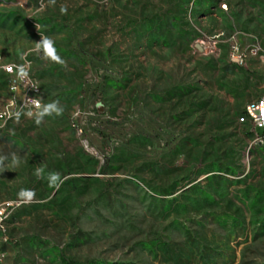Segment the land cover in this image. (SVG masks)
Listing matches in <instances>:
<instances>
[{"label": "rangeland", "instance_id": "374dc122", "mask_svg": "<svg viewBox=\"0 0 264 264\" xmlns=\"http://www.w3.org/2000/svg\"><path fill=\"white\" fill-rule=\"evenodd\" d=\"M234 33L264 42V0H0V107L28 54L42 103L64 108L0 119V264H203V247L264 264V139L238 123L264 63H230Z\"/></svg>", "mask_w": 264, "mask_h": 264}, {"label": "built area", "instance_id": "2783aa9c", "mask_svg": "<svg viewBox=\"0 0 264 264\" xmlns=\"http://www.w3.org/2000/svg\"><path fill=\"white\" fill-rule=\"evenodd\" d=\"M219 8L222 10L228 9L227 3H220ZM240 33H234L228 39L229 52L228 59L233 65L249 68L251 61L264 63V42L255 38L252 43H244L239 38ZM223 36V32L218 33L215 38L216 42H219V38ZM24 65L27 69L28 75L25 78H20L18 74L19 66ZM6 74L8 75L9 90L13 93V96L7 101V103L0 107V119L8 120L15 117L16 112L22 111H35L34 107L30 103V99H41V87L38 80L32 74V60L25 54L23 56L21 64H7L4 67ZM43 104V103H42ZM79 111L77 112V114ZM238 123L240 125H246L250 128V133L256 137H261V141L264 139V95L259 96L255 100L247 103L242 112L238 116ZM83 145L86 149H89V142L83 141ZM5 215V209H0V228L3 229V219Z\"/></svg>", "mask_w": 264, "mask_h": 264}, {"label": "clouds", "instance_id": "9594fccd", "mask_svg": "<svg viewBox=\"0 0 264 264\" xmlns=\"http://www.w3.org/2000/svg\"><path fill=\"white\" fill-rule=\"evenodd\" d=\"M50 3L54 4L55 0H50ZM62 12H66L65 8H61ZM41 39L35 43V51L41 53V58L47 61H51L53 63L66 66V61L58 54V51L55 46V41L48 37L41 35ZM18 74L20 78H25L28 75L27 69L24 65L19 66ZM31 105L34 107L35 111L29 110L28 112L24 113L27 117L34 118L35 123L40 125L46 116H52L55 114L56 116H60L63 114L64 108L60 104L59 100H53L49 103H41L40 99L32 98L30 99ZM21 113L16 112L15 117L17 122H19V117ZM8 159L6 156H0V173L7 170L8 165L5 164V161ZM11 163L13 166L19 164V158L16 156L15 153L12 154ZM43 169L40 167L36 168L35 175L37 178L42 177ZM48 186L50 188L59 190L61 187L63 180L61 178L60 173L58 172H50L47 176ZM19 196L22 199L31 200L35 196L34 189H22L19 193Z\"/></svg>", "mask_w": 264, "mask_h": 264}, {"label": "trees", "instance_id": "16d2710c", "mask_svg": "<svg viewBox=\"0 0 264 264\" xmlns=\"http://www.w3.org/2000/svg\"><path fill=\"white\" fill-rule=\"evenodd\" d=\"M51 93V92H50ZM54 99H59V97L58 96H53L52 98H50V101H53ZM75 181H76V179H70V180H67V181H65L64 182V186H63V188L61 189V190H64L65 189V187L67 186V185H69V184H71V185H73L74 187H77L76 186V184H75ZM62 192V191H61ZM205 196H206V194H205V192H202ZM213 200V199H212ZM208 247V246H207ZM209 249H210V247H208ZM203 254H202V263L203 264H216V258H215V256H212L213 254H211V253H209V252H207V250L203 247ZM219 252L220 251H218V250H216L215 251V255H220L219 254ZM64 263L65 264H70L68 261H66V260H64Z\"/></svg>", "mask_w": 264, "mask_h": 264}, {"label": "crops", "instance_id": "0c3cea01", "mask_svg": "<svg viewBox=\"0 0 264 264\" xmlns=\"http://www.w3.org/2000/svg\"><path fill=\"white\" fill-rule=\"evenodd\" d=\"M30 57V56H29ZM32 60V59H31ZM32 65H33V62H32ZM30 161H33L32 159L28 158Z\"/></svg>", "mask_w": 264, "mask_h": 264}]
</instances>
